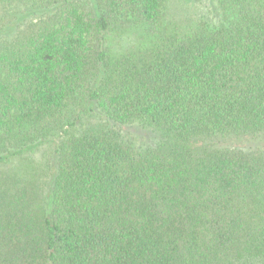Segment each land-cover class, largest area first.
Wrapping results in <instances>:
<instances>
[{
	"label": "trees",
	"instance_id": "trees-1",
	"mask_svg": "<svg viewBox=\"0 0 264 264\" xmlns=\"http://www.w3.org/2000/svg\"><path fill=\"white\" fill-rule=\"evenodd\" d=\"M208 1L0 0V264H264V0Z\"/></svg>",
	"mask_w": 264,
	"mask_h": 264
},
{
	"label": "rangeland",
	"instance_id": "rangeland-1",
	"mask_svg": "<svg viewBox=\"0 0 264 264\" xmlns=\"http://www.w3.org/2000/svg\"><path fill=\"white\" fill-rule=\"evenodd\" d=\"M204 1H206L207 3L209 2L208 0H204ZM119 41H120L119 38H117L116 41H113V44H116L118 48L120 47V46L118 45V43H117V42H119ZM131 42H132L131 39H127V40L125 41L126 44L131 43ZM44 148H45V147H44ZM45 149H46V148H45ZM34 161H35L36 163H40V162H43V161H44V158H43V156L41 157V155H40L39 153H36V157H35V160H34Z\"/></svg>",
	"mask_w": 264,
	"mask_h": 264
}]
</instances>
